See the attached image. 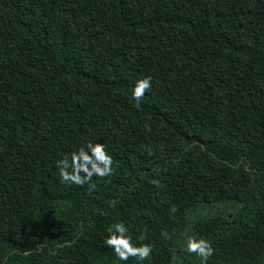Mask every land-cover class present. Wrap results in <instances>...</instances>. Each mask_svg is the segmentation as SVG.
<instances>
[{
  "label": "trees",
  "instance_id": "16d2710c",
  "mask_svg": "<svg viewBox=\"0 0 264 264\" xmlns=\"http://www.w3.org/2000/svg\"><path fill=\"white\" fill-rule=\"evenodd\" d=\"M89 142L112 173L62 181ZM188 236L264 264V0H0V264H200Z\"/></svg>",
  "mask_w": 264,
  "mask_h": 264
},
{
  "label": "clouds",
  "instance_id": "9594fccd",
  "mask_svg": "<svg viewBox=\"0 0 264 264\" xmlns=\"http://www.w3.org/2000/svg\"><path fill=\"white\" fill-rule=\"evenodd\" d=\"M152 78L150 76L139 79L132 92V96L139 101L145 90L151 87ZM112 157L107 153L103 143L95 144L89 142L85 147H80L69 156L57 161L60 179L64 182H72L83 185L90 181L93 175L104 177L112 173ZM71 169V170H69ZM83 173V175L81 174ZM90 187H95L90 184ZM128 226L123 221L114 222L109 226V236L106 244L111 246L116 256L120 260H127L130 256L143 261L149 257L152 246L150 244H134L128 235ZM185 250L187 253L195 254L200 258V264H207L208 258L214 249L211 243L203 238L188 236L186 238Z\"/></svg>",
  "mask_w": 264,
  "mask_h": 264
}]
</instances>
